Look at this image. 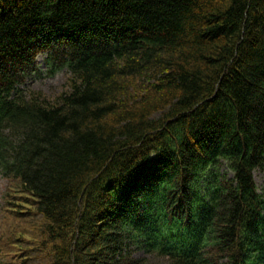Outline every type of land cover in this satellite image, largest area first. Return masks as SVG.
<instances>
[{
    "label": "trees",
    "instance_id": "trees-1",
    "mask_svg": "<svg viewBox=\"0 0 264 264\" xmlns=\"http://www.w3.org/2000/svg\"><path fill=\"white\" fill-rule=\"evenodd\" d=\"M261 170L264 0H0V174L39 264H264Z\"/></svg>",
    "mask_w": 264,
    "mask_h": 264
},
{
    "label": "rangeland",
    "instance_id": "rangeland-1",
    "mask_svg": "<svg viewBox=\"0 0 264 264\" xmlns=\"http://www.w3.org/2000/svg\"><path fill=\"white\" fill-rule=\"evenodd\" d=\"M38 62L40 69L43 70L45 66L42 57H38ZM27 85L29 89L40 91L45 97L52 99L67 91L68 74L63 68L53 76L43 74L31 78L27 81ZM254 175L259 190L264 192V170L256 171ZM14 194L20 195L16 186L0 174V264H13V260L19 259L18 256L27 259L25 264H39L37 255L40 253L34 252L33 249L34 245L43 239L40 234V217L36 215L32 205L26 200H21L22 197H14ZM10 209L23 212V216L12 215ZM135 255H143V252ZM149 260L155 264L164 263V259L161 258L150 257Z\"/></svg>",
    "mask_w": 264,
    "mask_h": 264
}]
</instances>
